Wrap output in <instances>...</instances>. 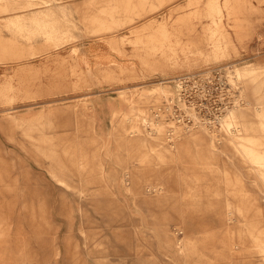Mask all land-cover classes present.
Returning a JSON list of instances; mask_svg holds the SVG:
<instances>
[{"label":"rangeland","instance_id":"rangeland-1","mask_svg":"<svg viewBox=\"0 0 264 264\" xmlns=\"http://www.w3.org/2000/svg\"><path fill=\"white\" fill-rule=\"evenodd\" d=\"M208 1L0 0V264H264V176L234 137L264 141V0H219L216 23ZM217 67L240 102L218 132L170 144L152 108L172 79ZM157 140L174 159L143 144Z\"/></svg>","mask_w":264,"mask_h":264},{"label":"built area","instance_id":"built-area-1","mask_svg":"<svg viewBox=\"0 0 264 264\" xmlns=\"http://www.w3.org/2000/svg\"><path fill=\"white\" fill-rule=\"evenodd\" d=\"M228 71L217 67L172 79L175 94L152 108L158 120L167 122L165 136L170 144L197 129L219 131L224 118L240 102L239 88L235 81L232 84Z\"/></svg>","mask_w":264,"mask_h":264},{"label":"bare ground","instance_id":"bare-ground-1","mask_svg":"<svg viewBox=\"0 0 264 264\" xmlns=\"http://www.w3.org/2000/svg\"><path fill=\"white\" fill-rule=\"evenodd\" d=\"M112 2H114V3H117V2H119L120 0H111ZM235 1V0H234ZM49 1H47V3H48ZM104 2V1H103ZM95 3V2H94ZM102 3V2H101ZM91 4V3H90ZM98 4H100L99 2H98ZM225 4L228 6L229 4H230V0H226L225 1ZM29 5H30V3H29ZM92 5V4H91ZM231 5V4H230ZM95 6V5H94ZM100 6V5H99ZM223 5H220V2H219V0H209L208 2H207V10H208V12H209V15H210V17H212L213 19H214V23H216V17H221L222 16V14H223ZM231 7V6H230ZM225 8V7H224ZM227 9V8H226ZM234 9V8H233ZM102 10V9H101ZM56 11L54 10V9H47L46 11H44V12H42V16H44L45 18L48 16V15H50V14H53V13H55ZM101 12V11H100ZM23 16L24 15H22V16H20V14L19 15H17V17L18 18H23ZM40 16L39 15H34V16H32V17H30V19H32V18H39ZM220 21V20H219ZM10 22H14V24H21L22 25V23H21V21L19 20V21H16V20H11ZM214 35V34H213ZM224 53V49L222 48V47H218L215 51H214V54H213V56L215 57V58H218L220 55H222ZM207 59V58H206ZM209 59V58H208ZM210 60V59H209ZM245 74L246 75H251V76H254V77H257L258 76V74H259V72L258 71H256V69H253V70H250V69H246L245 71ZM262 72V71H261ZM237 79V78H236ZM240 79V78H239ZM258 79H259V77H258ZM264 85V84H263ZM262 88V87H261ZM263 89V88H262ZM234 118V114H232V116H231V118ZM257 117H258V124H255L257 127H260L261 129H263L264 130V110L263 111H260L259 113H258V115H257ZM235 119V118H234ZM223 124V123H222ZM225 124V123H224ZM92 126V125H91ZM122 126V125H121ZM226 126V125H225ZM122 127H124V125L122 126ZM141 128V127H140ZM127 129V128H126ZM125 129V130H126ZM239 128H238V132H239ZM224 131V130H223ZM228 131V130H227ZM130 132V131H129ZM124 134H125V132H123ZM122 133V134H123ZM127 133V132H126ZM139 133V132H138ZM118 134V133H117ZM120 134V133H119ZM118 134V135H119ZM28 135V134H27ZM92 135V134H91ZM150 135V134H149ZM148 135V136H149ZM157 135V134H156ZM197 135V134H196ZM195 135V136H196ZM257 135V134H256ZM120 136H122V135H120ZM140 136V135H139ZM142 136V135H141ZM140 136V137H141ZM144 136V135H143ZM154 136V135H153ZM259 135H257V136H245V135H243V134H239V133H236L235 134V138H236V140H237V143H238V149L240 148L243 152H244V154L246 155V156H248V158L249 159H251L256 165H257V167H259L261 170H262V174H263V176H264V148H262V146H263V144H264V141H263V139L262 138H260V137H258ZM44 137V136H43ZM127 137V136H126ZM145 138V137H144ZM205 138V137H204ZM230 138H232V136L230 137ZM77 139V138H76ZM122 139V138H121ZM127 139V138H126ZM195 139H196V137H195ZM198 139H200L201 140V144H200V146H201V151L202 152H205L206 153V156H205V159L207 160V161H211V160H213L214 158H216V157H214V155H213V152H212V150L210 149V147L212 146V145H210L209 143H207L206 141H204L203 139H202V137H199ZM47 140V139H46ZM133 140H134V138H133ZM147 140V139H146ZM235 140V141H236ZM119 141H121V140H119ZM41 142H42V140H41ZM76 142V141H75ZM146 142H148L149 143V141H146ZM146 142H143V144L145 145V147L147 148V150L149 151V152H152L153 154H155V155H158V157L160 158V160H162V161H168V160H172V159H174L175 158V156L174 155H172V153L169 151V150H167V147L163 144L162 146H161V144L162 143H160V145L158 144V140L156 141V142H151V144H148V143H146ZM160 142V141H159ZM185 142V141H184ZM43 143V142H42ZM200 143V142H199ZM44 144V143H43ZM77 144H80V142L79 143H77ZM183 144V143H182ZM37 145V144H36ZM67 145V144H66ZM122 146H123V144H121ZM139 145H141V144H139ZM237 145V144H236ZM41 145H39V147H40ZM79 146V145H78ZM130 146V145H129ZM138 146V145H137ZM173 146V145H172ZM80 147V146H79ZM83 147V146H82ZM141 147V146H140ZM169 147V146H168ZM136 148V147H135ZM138 148V147H137ZM164 148H166V149H164ZM172 148H174V147H172ZM38 149V148H37ZM66 149V148H65ZM78 149V148H77ZM84 149V148H83ZM219 149V148H218ZM41 150V149H40ZM67 150V149H66ZM80 150V149H79ZM78 150V151H79ZM85 150V149H84ZM128 150V149H127ZM135 150V149H134ZM185 150H187V151H189V150H191L190 149V146L189 145H182V147L180 148V152H182V151H185ZM215 150V149H214ZM50 151V150H49ZM68 151V150H67ZM86 152V151H85ZM91 152V151H90ZM94 152V151H93ZM178 152V151H177ZM191 152V151H190ZM242 152V153H243ZM39 153H41V152H39ZM44 153H46V151L44 152ZM47 153H48V151H47ZM62 153V152H61ZM130 153V152H129ZM132 153V152H131ZM134 153V152H133ZM136 153V152H135ZM183 153V152H182ZM192 153H193V151H192ZM219 153H221V152H219ZM49 154V153H48ZM68 154V153H67ZM80 154V153H79ZM83 154V153H82ZM88 154H89V152H88ZM93 154V153H92ZM145 154V153H144ZM175 154V153H174ZM185 154V153H184ZM86 155V154H85ZM90 155V154H89ZM97 155V154H96ZM136 155V154H135ZM146 156V158L147 157H151V155L149 154V153H146L145 154ZM186 155V154H185ZM184 155V156H185ZM191 155V154H190ZM202 155V154H201ZM224 155V154H223ZM234 155V154H233ZM77 156H78V154H77ZM93 156V155H92ZM138 156V155H137ZM187 156V155H186ZM193 156H194V153H193ZM197 156H198V154H197ZM80 157V156H79ZM135 157V156H134ZM133 157V158H134ZM189 157V156H188ZM204 157V156H203ZM81 158V157H80ZM92 158H94V157H92ZM92 158H90V159H92ZM99 158V157H98ZM138 158V157H137ZM192 158V157H191ZM195 158V157H194ZM55 159H56V156H55ZM135 159V158H134ZM184 159V158H183ZM86 160H87V157H86ZM150 160H152V159H150ZM178 160V159H177ZM186 160H187V157H186ZM192 160H193V158H192ZM202 160V159H201ZM247 160V159H246ZM57 161V160H56ZM96 161H98V160H96ZM100 161V160H99ZM136 161V160H135ZM139 161H140V159H139ZM145 161V160H144ZM182 161V160H181ZM214 161V160H213ZM93 162V161H92ZM245 162V161H244ZM248 162V161H247ZM56 163V162H55ZM90 163V162H89ZM150 163V162H149ZM148 163V164H149ZM52 164V163H51ZM58 164V163H57ZM56 164V165H57ZM78 164V163H77ZM85 164V163H84ZM140 164V163H139ZM148 164H145V165H148ZM206 164V163H205ZM255 164H253V165H255ZM80 165V164H79ZM90 165H91V163H90ZM97 165V164H96ZM144 165V166H145ZM150 165V164H149ZM255 165V166H256ZM58 166V165H57ZM72 166V165H71ZM94 166V165H93ZM137 166V165H136ZM138 166H140V165H138ZM142 166V165H141ZM56 167V166H55ZM64 165H62V167H61V169L63 168V170H64ZM87 167V166H86ZM97 167V166H96ZM254 167V166H253ZM137 168V167H136ZM50 169H52V168H50ZM59 169V168H58ZM60 169V170H61ZM86 169H88V168H86ZM85 169V170H86ZM89 169H91V168H89ZM152 169V168H151ZM62 170V171H63ZM71 170V169H70ZM74 170V169H73ZM100 170V169H99ZM143 170V169H142ZM141 170V171H142ZM87 171V170H86ZM95 171V170H94ZM253 171V170H252ZM79 173H80V171H78ZM51 173V172H50ZM52 173H53V171H52ZM61 173V172H60ZM65 173V172H64ZM64 173H62V174H64ZM88 173V172H87ZM101 173H103V172H101ZM130 173V172H129ZM54 174V173H53ZM59 175V174H58ZM70 175V174H69ZM81 175V174H80ZM129 175V174H128ZM229 175V174H228ZM55 176V175H54ZM65 176H66V174H65ZM72 176V175H71ZM53 177V176H52ZM59 177V176H58ZM74 177V176H73ZM133 177H135V175L133 176ZM231 177V176H230ZM55 178V177H54ZM62 178V177H61ZM68 178V177H67ZM81 178V177H80ZM101 178H103V177H101ZM136 178V177H135ZM240 178V177H239ZM238 178V179H239ZM53 179V178H52ZM134 179V178H133ZM132 179V180H133ZM237 179V180H238ZM241 179V178H240ZM100 180H102V179H100ZM72 181H73V179H72ZM58 182H60L61 184H66L65 183V180H63V179H59V181ZM102 182H104V180L102 181ZM241 182V181H240ZM243 182V181H242ZM139 183V182H138ZM237 183V182H236ZM67 185V184H66ZM71 185V184H70ZM67 186H69V185H67ZM246 186V185H245ZM18 187V186H17ZM19 188V187H18ZM248 191V190H247ZM4 192V191H3ZM20 193V192H19ZM29 193V192H28ZM35 193V192H34ZM21 195V194H20ZM19 195V196H20ZM23 195V194H22ZM35 195H36V193H35ZM34 194H33V196H35ZM2 196V195H1ZM0 196V197H1ZM5 196V195H4ZM30 198H32V195H31V197ZM23 199V198H22ZM32 201V200H31ZM8 202V201H7ZM25 202V201H24ZM36 203V202H35ZM26 204V203H25ZM19 206V205H18ZM24 207V206H23ZM29 207V206H28ZM25 208H27V207H25ZM24 209V208H23ZM31 209H32V206H31ZM43 209V208H42ZM18 210V209H17ZM244 209H240V211H241V213H244L245 211H243ZM182 211V210H181ZM25 212V211H24ZM32 212V211H31ZM45 212H47V211H45ZM49 213H50V211H48ZM21 213V212H20ZM49 213H48V215H49ZM190 213V212H189ZM188 213V214H189ZM252 213V212H251ZM23 215V214H22ZM31 215V214H30ZM31 217V216H30ZM51 217V216H50ZM15 218V217H14ZM16 218H18V217H16ZM35 218H37V217H35ZM47 218H49V217H47ZM51 219V218H50ZM49 219V220H50ZM227 219V218H226ZM251 219V218H250ZM17 220V219H16ZM19 220V219H18ZM31 220V219H30ZM48 220V221H49ZM35 221H37L36 219H35ZM224 221V220H223ZM236 221V220H235ZM32 222V221H31ZM34 222V221H33ZM200 222V221H199ZM225 222V221H224ZM226 222H227V220H226ZM43 224V223H42ZM194 224H196V223H194ZM203 224V223H202ZM223 225H227V224H223ZM260 225V224H259ZM203 226V225H202ZM40 227H41V225H40ZM49 228V227H48ZM199 228V227H198ZM205 228H206V226H205ZM224 227H222V229H223ZM229 228V227H228ZM46 229H47V227H46ZM194 229V228H193ZM192 229V230H193ZM203 229V228H202ZM43 230V229H42ZM195 230V229H194ZM207 231V230H206ZM224 231V230H223ZM230 231V230H229ZM13 232V231H12ZM15 232H16V230H15ZM44 232V231H43ZM189 232V231H188ZM187 232V233H188ZM15 234V233H14ZM164 234V233H163ZM166 234V233H165ZM208 235V234H207ZM251 235H252V237H253V241H254V245L258 248V250H259V252L261 253V255L264 257V228L263 227H261V226H254V229L253 230H251ZM18 236V235H17ZM20 236V235H19ZM164 236V235H163ZM172 236V235H171ZM1 237V236H0ZM9 237V236H8ZM229 237V236H228ZM237 237V236H236ZM2 238H4V237H2ZM165 238V237H164ZM170 238V237H169ZM184 238V237H183ZM190 238V237H189ZM220 238V237H219ZM2 240V239H1ZM0 240V241H1ZM166 240H168V238L166 239ZM179 241H181V240H179ZM184 241V240H183ZM232 241V240H231ZM3 242H4V240H3ZM196 242V241H195ZM186 243V242H185ZM189 243V242H188ZM173 244V243H172ZM180 244V243H179ZM187 244V243H186ZM234 244V243H233ZM238 244V243H237ZM188 245V244H187ZM193 244H191V246H192ZM210 246H211V244H209ZM239 245V244H238ZM247 245H248V243H247ZM221 246H224V245H222L221 244ZM231 246V245H230ZM241 246V245H240ZM243 246V245H242ZM69 247H70V244H69V246H68V249H69ZM212 247V246H211ZM235 247V246H234ZM233 247V248H234ZM250 247V246H249ZM71 248V247H70ZM186 247H184V249H185ZM189 248V247H188ZM192 249L194 248V247H191ZM223 248V247H222ZM228 248H230L229 246H228ZM232 248V249H233ZM246 248V247H245ZM177 249V248H176ZM191 249V250H192ZM198 249V248H197ZM215 249V248H214ZM225 249V248H224ZM224 249H223V251H224ZM254 249V248H253ZM189 250V249H188ZM187 250V251H188ZM200 250V249H199ZM221 250V249H220ZM241 250H242V248H241ZM179 251V250H178ZM194 251V253H195V250H193ZM237 251V250H236ZM236 251H234L233 250V253L234 252H236ZM252 250H250V252H251ZM69 252H70V249H69ZM181 252H185V251H183V249H182V251H180V253ZM202 252V251H201ZM201 252H200V254H201ZM249 252V251H248ZM73 253H75V252H73ZM78 253V252H77ZM212 253H213V251H212ZM222 253H224V252H221V254ZM245 253H246V251H245ZM70 254V253H69ZM184 254V253H183ZM189 254V253H188ZM196 254V253H195ZM236 254V253H235ZM241 254H242V252H241ZM249 254V253H248ZM71 255H73V254H71ZM199 255V254H198ZM206 255V254H205ZM217 256L218 255H220V254H216ZM234 255V254H233ZM193 256V255H192ZM182 257H184V256H182ZM188 257H190V256H188ZM195 257V256H194ZM193 257V258H194ZM209 257V256H208ZM214 257V256H213ZM223 257H224V255H223ZM223 257H220V258H223ZM242 257V256H241ZM192 258V257H191ZM217 258V257H216ZM219 258V257H218ZM218 258H217V260L216 261H218ZM226 258V257H225ZM246 258V257H245ZM73 260V259H72ZM79 260V259H78ZM198 260V259H197ZM84 261V260H83ZM77 262V261H76ZM85 262V261H84ZM185 262H186V260H185ZM196 262V261H195ZM197 262H199V261H197ZM196 262V263H197ZM82 263V262H81ZM200 263V262H199ZM82 264H84V263H82ZM86 264V263H85ZM187 264V263H186ZM220 264V263H219Z\"/></svg>","mask_w":264,"mask_h":264},{"label":"crops","instance_id":"crops-1","mask_svg":"<svg viewBox=\"0 0 264 264\" xmlns=\"http://www.w3.org/2000/svg\"><path fill=\"white\" fill-rule=\"evenodd\" d=\"M83 37H84V38H87L86 36H83ZM93 45H97V44L86 43V44L84 45V47L88 48L89 46L91 47V46H93Z\"/></svg>","mask_w":264,"mask_h":264}]
</instances>
